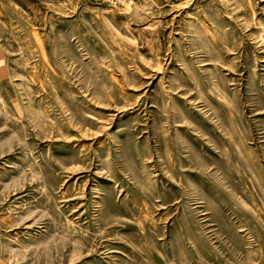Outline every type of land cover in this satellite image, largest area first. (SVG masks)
<instances>
[{"label": "rangeland", "instance_id": "1", "mask_svg": "<svg viewBox=\"0 0 264 264\" xmlns=\"http://www.w3.org/2000/svg\"><path fill=\"white\" fill-rule=\"evenodd\" d=\"M0 264H264V0H0Z\"/></svg>", "mask_w": 264, "mask_h": 264}]
</instances>
